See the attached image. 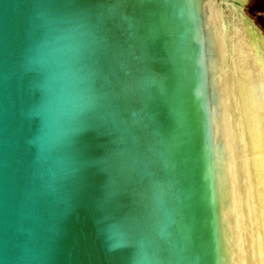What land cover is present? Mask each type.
<instances>
[{"label": "water", "instance_id": "water-1", "mask_svg": "<svg viewBox=\"0 0 264 264\" xmlns=\"http://www.w3.org/2000/svg\"><path fill=\"white\" fill-rule=\"evenodd\" d=\"M0 264H264V0H0Z\"/></svg>", "mask_w": 264, "mask_h": 264}]
</instances>
